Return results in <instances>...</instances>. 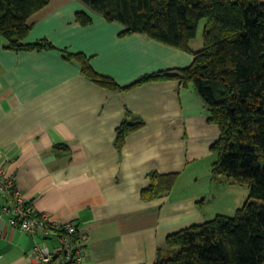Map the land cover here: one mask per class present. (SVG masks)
<instances>
[{"label": "crops", "instance_id": "crops-1", "mask_svg": "<svg viewBox=\"0 0 264 264\" xmlns=\"http://www.w3.org/2000/svg\"><path fill=\"white\" fill-rule=\"evenodd\" d=\"M79 13L92 22L80 24ZM29 24L27 44L54 48L15 51L0 36V168L39 213L87 234L81 260L69 264H156L168 256L170 235L206 223L215 208L206 188L216 183L211 146L219 130L193 84L138 81L178 74L194 56L124 34V25L79 0H50ZM69 53L85 55L96 73L131 88L93 82ZM134 117L143 127L118 147L119 127ZM153 172L179 178L169 194L144 199ZM48 243L59 245L55 238ZM33 245L0 215V264H33Z\"/></svg>", "mask_w": 264, "mask_h": 264}, {"label": "trees", "instance_id": "trees-1", "mask_svg": "<svg viewBox=\"0 0 264 264\" xmlns=\"http://www.w3.org/2000/svg\"><path fill=\"white\" fill-rule=\"evenodd\" d=\"M50 0H0V36L15 51L53 49L48 41L27 44L30 17ZM90 11L109 22L125 26L124 34L140 33L194 56L178 74L158 72L139 79H179L193 84L204 102L209 121L219 130L211 146L217 160L211 167L212 180L247 186L251 198L234 217L217 216L170 235L167 248L172 257L156 264H264V0H79ZM77 20L88 25L92 19L79 13ZM207 20L203 47L191 49L198 26ZM93 82L111 90L128 89L96 73L90 58L67 54ZM140 118L124 121L116 144L143 127ZM178 173L150 174L144 199L172 192Z\"/></svg>", "mask_w": 264, "mask_h": 264}, {"label": "built area", "instance_id": "built-area-1", "mask_svg": "<svg viewBox=\"0 0 264 264\" xmlns=\"http://www.w3.org/2000/svg\"><path fill=\"white\" fill-rule=\"evenodd\" d=\"M0 215L9 224L34 238L30 256L33 264H69L82 258L88 237L74 222L54 220L48 213H39L27 200L17 183L0 168ZM57 239L52 249L48 241Z\"/></svg>", "mask_w": 264, "mask_h": 264}, {"label": "rangeland", "instance_id": "rangeland-1", "mask_svg": "<svg viewBox=\"0 0 264 264\" xmlns=\"http://www.w3.org/2000/svg\"><path fill=\"white\" fill-rule=\"evenodd\" d=\"M206 24L207 20H202L198 26L196 36L197 40L192 45V48H194V50H200L203 47V35L202 38L200 37V35L203 34ZM196 45H199L201 47L197 49ZM213 155L214 156H212V159L216 161L217 156L215 154ZM215 184H212V187L206 188L210 196L216 197L215 200L213 199L212 201L214 203L212 204V206H210V208L214 206L215 208L213 209V211L208 210L209 219L207 222L215 219L217 216L234 217L237 210L242 208L247 202L262 204L260 200L250 197L247 186L231 185L223 181L218 183L216 182ZM172 256L173 254L171 253V251L168 250L167 257Z\"/></svg>", "mask_w": 264, "mask_h": 264}]
</instances>
